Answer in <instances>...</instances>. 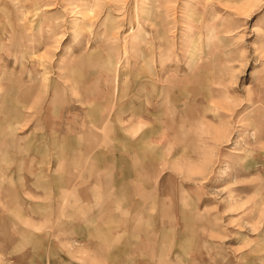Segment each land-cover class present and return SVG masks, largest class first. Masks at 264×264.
I'll return each instance as SVG.
<instances>
[{"label": "rangeland", "instance_id": "obj_1", "mask_svg": "<svg viewBox=\"0 0 264 264\" xmlns=\"http://www.w3.org/2000/svg\"><path fill=\"white\" fill-rule=\"evenodd\" d=\"M0 264H264V0H0Z\"/></svg>", "mask_w": 264, "mask_h": 264}, {"label": "bare ground", "instance_id": "obj_2", "mask_svg": "<svg viewBox=\"0 0 264 264\" xmlns=\"http://www.w3.org/2000/svg\"><path fill=\"white\" fill-rule=\"evenodd\" d=\"M218 81V80H217Z\"/></svg>", "mask_w": 264, "mask_h": 264}]
</instances>
